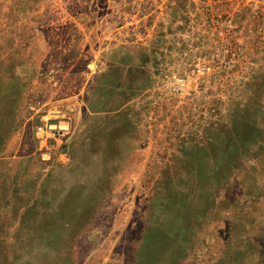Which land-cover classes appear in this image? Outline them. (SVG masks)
Segmentation results:
<instances>
[{"label": "rangeland", "instance_id": "1", "mask_svg": "<svg viewBox=\"0 0 264 264\" xmlns=\"http://www.w3.org/2000/svg\"><path fill=\"white\" fill-rule=\"evenodd\" d=\"M87 98L127 136L68 189ZM0 184V264H264V0H0Z\"/></svg>", "mask_w": 264, "mask_h": 264}, {"label": "crops", "instance_id": "2", "mask_svg": "<svg viewBox=\"0 0 264 264\" xmlns=\"http://www.w3.org/2000/svg\"><path fill=\"white\" fill-rule=\"evenodd\" d=\"M119 106L120 103L118 106L109 104L108 99L94 103L87 98L83 99L80 109H65L68 114L76 117L70 120L67 131H61L67 145V161L63 164L67 168H70L68 165L76 164L81 169L75 178L70 176V183L66 186L68 189L72 186H85L88 182L106 187V182L111 179V172H115V167L109 164L116 163L115 158L122 153L123 138L127 136L124 135L126 129L121 122ZM85 117L87 121H84ZM95 163H98L97 166ZM9 195L7 188L0 184L1 208L6 206Z\"/></svg>", "mask_w": 264, "mask_h": 264}, {"label": "built area", "instance_id": "3", "mask_svg": "<svg viewBox=\"0 0 264 264\" xmlns=\"http://www.w3.org/2000/svg\"><path fill=\"white\" fill-rule=\"evenodd\" d=\"M231 61H233V58H231V54L228 57V63L227 64H222L221 60L214 58V55H213V57L210 58V60H208V62H207L208 64H205L201 68V70L204 71V73H206V74L215 73L216 71H220L223 66L230 64ZM212 62H214V64H212ZM197 70H200V69H197ZM178 81H180L183 84V80L181 78H179ZM40 132H42V133H40ZM44 132L46 133V131H44L43 127L39 126L38 130H37L38 136L40 135V137L43 138L45 135Z\"/></svg>", "mask_w": 264, "mask_h": 264}]
</instances>
